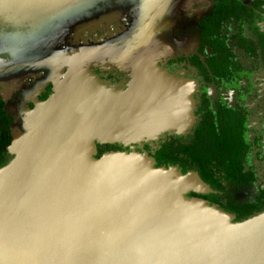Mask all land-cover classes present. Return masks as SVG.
Returning a JSON list of instances; mask_svg holds the SVG:
<instances>
[{"label":"water","instance_id":"obj_1","mask_svg":"<svg viewBox=\"0 0 264 264\" xmlns=\"http://www.w3.org/2000/svg\"><path fill=\"white\" fill-rule=\"evenodd\" d=\"M94 1L3 5L12 20L26 16L54 28L64 24L61 14L111 0ZM154 16L139 33L146 40L156 33ZM98 51L79 45L71 56L55 57L48 67L57 70L51 94L34 102L26 117L29 132L7 147L11 158L0 168V264H264V211L236 222L185 197L189 175L155 168L137 152L94 157L96 145L146 136L143 123L158 116L147 107L185 90L165 72L144 90L106 87L88 71Z\"/></svg>","mask_w":264,"mask_h":264},{"label":"flooded vegetation","instance_id":"obj_2","mask_svg":"<svg viewBox=\"0 0 264 264\" xmlns=\"http://www.w3.org/2000/svg\"><path fill=\"white\" fill-rule=\"evenodd\" d=\"M118 20L120 24L123 21L120 16ZM92 21L96 22L95 19ZM87 23L82 27L94 24L89 22L88 26ZM167 24L162 35L165 49L159 51L155 63L159 71L182 81L185 90L181 91V96H186H169L163 101L159 110L161 129L154 137L127 145L113 144L106 152H137L149 158L155 168H173L182 175L191 176L187 197L202 200L234 218L245 206L259 207L261 202L264 203V0H215L209 12L194 23L191 33H185L180 17H174ZM77 28H67V33L63 30L64 38L57 43L45 41V56L37 59L63 55L79 44L98 46L106 43L107 37L103 38L100 33L97 38L84 43H72L68 38ZM52 29H49L51 35ZM119 29L120 26L112 37L120 35ZM40 35L37 33L34 38ZM0 49L2 51V45ZM6 54L2 52L0 56V69L2 61L4 68L25 70L19 67L22 61L36 60L11 59ZM89 70L99 81L117 89L125 88L129 82L128 73L114 66L103 69L91 65ZM27 71L18 82L0 83V101L3 111L10 117L11 140L12 117L7 113L8 105L4 99L10 90L27 96V89L40 81L39 77H43L48 69ZM28 73L26 81L30 83L26 84L23 78ZM50 91L47 78L45 82L40 81L30 96L42 101ZM247 100L253 101L254 106ZM24 108H32L29 96ZM256 108L258 112L254 110ZM253 112L257 114L254 125L259 126L251 128L249 121ZM199 146L207 150L210 158L207 157L205 172H199L197 165L196 168L191 166L186 157V147ZM252 185H256L252 199L234 203L233 191L243 192Z\"/></svg>","mask_w":264,"mask_h":264},{"label":"rangeland","instance_id":"obj_3","mask_svg":"<svg viewBox=\"0 0 264 264\" xmlns=\"http://www.w3.org/2000/svg\"><path fill=\"white\" fill-rule=\"evenodd\" d=\"M214 1L215 0H113V4L116 5V8L121 7L118 8V11L112 14L114 18L115 17L118 18V16H120V18L128 19L129 16H134L135 18L134 25L128 24L129 23L128 21H123L121 24L120 21H116L113 24L111 23L109 27L107 24L101 25L103 22V18L108 16L105 13L96 15L97 14L95 12L96 6H94L87 9L86 11L83 9H78L69 16L67 14H61L58 18L61 24L62 23L64 24L63 25L56 24L54 26V30L53 29H52L53 31L51 30V32H53L52 35L49 33L50 32L49 29H51L52 27L42 28L44 24H46V21H44V23L42 24H38L37 26L39 27V30L41 29L40 30L41 35L34 38L36 34L35 32L37 31L38 28L37 27L33 29L32 22L34 21L27 22L26 16H24L23 19H19L17 21L12 20L13 17L15 16L8 18L7 17V15H9L7 13L8 10L7 9L4 10V8H7V6L6 5L4 6L3 4L5 2H3V0H0V22H2L0 23V45H2V51L0 49V56L2 55V52H6L7 57H11V59H18V58L37 59L44 57L45 56L44 54L46 52L43 49L45 48V45H47L45 41H50V43L52 44L57 43L58 41H61V39L64 38V35L62 34L65 32L67 33V30L65 31V29L67 28L74 29L75 27L76 28L78 27L77 30L75 31L72 30L70 35L72 43H77V42L84 43L86 40L97 38L98 34L96 33H100L101 31L103 33H111L112 31H110L109 29L115 27L116 28L115 31H116L118 29V26H120L121 28L119 29L120 35L124 33L126 34L125 36H127L132 40L134 37L138 38V34L144 30L145 27L144 24L147 18H151V16L155 17L154 15L158 17V19H156L157 21L154 19L152 24V29L154 32H156V36L149 35L148 39L152 41L156 40V43L159 45V43H163L162 35H163V31H165V28L168 25L166 24L168 20L172 21L174 17L176 16L180 17L182 19V27L185 33H191L193 32L192 27L194 26V23L197 21L198 18L209 12ZM242 1H248V0H242ZM99 2L100 0H95L94 2H92V4L97 5ZM116 8H114V10H117ZM122 8L129 10L123 11ZM8 12L11 11L9 10ZM87 12H91V14L88 13V15H90L89 18L85 16V13ZM2 16L6 18L4 19L2 18ZM27 17H30V15H28ZM164 17L165 19H160ZM94 18L96 22L91 21ZM39 20L41 22L45 19L40 18ZM20 21H22L23 23H20ZM90 21L94 23L92 26H95V29L94 27L91 28L92 26L82 27L87 22L89 26ZM157 22H160V24H158ZM37 23L38 22L36 21V24ZM122 24H124L123 27ZM98 25L99 26L101 25V29L97 32L95 30ZM61 27H63V29H61ZM93 29L94 31H92ZM63 30L64 32L62 33ZM15 34H17L16 37L14 36ZM65 37H67V35H65ZM139 41L141 40L139 39ZM129 42L131 43V41ZM123 48L126 49L125 45L123 46ZM156 59H157L156 56L154 55L150 56V60L155 61ZM144 60L146 61L147 59L145 58ZM60 64L62 63L60 62ZM52 70L54 71L55 67H52V69L48 71L49 72L51 71L52 73L53 72ZM62 70H64V68ZM26 72L28 71L20 68H10V69L4 68L2 61V68L0 69V83L5 85L10 81L18 82L20 80V76L22 74H25ZM47 72L42 74L43 77L40 75L41 76L39 77L40 81L45 82V79L50 78L51 75L49 72L48 73ZM28 78H29V73L28 76H24L23 79H25L26 81V79ZM40 81L35 82L32 86H30L27 89V91H29L27 96L21 95L23 92L19 94H15V91L10 90L7 99L3 97L5 98L4 100L8 105L7 113L12 117L10 131H11V136L12 138L14 137V139L21 138L20 136L27 134L30 130V126L25 116L24 104L28 96L30 99H34L32 97L33 95L32 96L30 95L33 94L36 88L40 85ZM26 82H27L26 84L30 83L29 81ZM210 91L213 94V91L212 90ZM247 101H249L251 106L252 105L254 106L253 101L252 102H250V100ZM257 109L258 108L254 110L258 112ZM254 116H257L255 112L251 114V118L249 121V126L251 128L259 126V125L256 126L254 125V120H253ZM252 160H253V155L249 157L250 163ZM255 187L256 185H252L251 187L246 188L245 189L246 191L243 192L234 190L233 191L234 203L239 204L244 201H250L255 194ZM188 189L189 188L186 187L183 192V195L185 197H187L186 191Z\"/></svg>","mask_w":264,"mask_h":264},{"label":"crops","instance_id":"obj_4","mask_svg":"<svg viewBox=\"0 0 264 264\" xmlns=\"http://www.w3.org/2000/svg\"><path fill=\"white\" fill-rule=\"evenodd\" d=\"M114 8H116V5L113 4V0L107 1V2H102V3H100V5H97V7L95 9V12L97 13L96 15H99L101 13H105L108 16V17L103 18V22L101 25L107 24L109 27V25L111 23L113 24L116 21H119L117 17L114 18V16H112V12H113ZM88 13L91 14V12L85 13V16L87 18H89V16H90V15H88ZM120 19H123V21H128L129 22L128 24H132V25H134V22H135L134 16H129L128 19H126V18H120ZM156 19H158V18H156ZM160 19H165V17L160 18ZM168 21L167 22L165 21L166 24L168 23ZM0 23H2V22H0ZM32 23H33V29L38 27L37 25L39 23L36 24L35 21ZM157 23L160 24V22H157ZM34 25H36V26H34ZM101 25L100 26L98 25L95 31L98 32L101 29ZM123 26H124V24H123ZM94 29H95V27H94ZM94 29L92 31H94ZM115 29H116L115 27L112 29H109L110 31H112L111 33H103L102 31L100 32V34L104 35L103 38L107 37L106 43H105L106 46L105 47H103V46L100 47L101 45L97 46L99 48L98 55H97L96 60L91 65H93L94 67H100L103 69H110V67L114 66L118 70L128 73L129 82L127 83L126 87L122 88V89H117V88H114L112 86H108V85L102 83L89 70V67L91 65L88 67V71L96 78V80L100 84L105 85L106 87H112L113 89H115L116 91H119V92L124 91V90H128V89L131 90L130 92H132L136 89L137 90L141 89V88H143V90H144V88H147V87L151 88V86H153V84L160 83L158 81L157 82L153 81V79H154V77L159 76V73L161 75L163 71L158 70V67L156 66L155 61L150 60V56L154 55V56L158 57L159 51L161 49H165L166 44L159 43V45H158L156 43V40H154V41L149 40V39L146 40L143 37V34H141V36H140V34H138V38L134 37L132 40L130 38H128L127 36H125L126 34H124V33L119 35L118 37H112V33H115ZM38 30H39V27L37 28V31L35 32L36 34L40 33V31H38ZM96 34H99V33H96ZM15 35H17V34H15ZM152 35L156 36V33L155 34L152 33ZM139 36H140V38H139ZM68 39H69V41H71L70 35H69ZM139 39L141 41H139ZM129 41H131V43ZM79 45L87 46L88 44L87 45L79 44ZM124 45H125L126 49L123 48ZM69 46L71 47V45H69ZM76 49L77 48L71 47L69 50L70 52L63 54L64 55L63 57H67V56L69 57L72 54L76 53ZM55 57H57V56L49 55L46 58H42L40 60L39 59L32 60L31 62H29V61L23 62L22 61V63H20V65H22V66H19V67H22L25 70H34V69L37 70V69H41V68H47L48 70H50L48 67L54 65L53 62H55V60H56ZM145 58L147 59L146 61L144 60ZM65 71L66 70L64 68V70H62V73H65ZM49 73L51 76H50V78H48V81L51 84L52 80L56 78L55 75H57V70H54L52 72L53 74L51 73V71ZM152 75H154V76H152ZM180 83H182V81H180ZM51 90H52V84H51ZM178 90H179L178 95H181V91H183L182 87L178 88ZM148 91H149V89L147 90V92ZM165 91H167V90H165ZM174 91H175V95H176L177 90H174ZM50 94H51V91H50ZM48 96H47V98H48ZM175 97H181V96H175ZM166 98L167 97L164 96L163 98L158 99L159 100L158 102H160L161 104L160 105L157 104V107H155V109H153L154 107L152 108L151 106L147 107L148 108L147 111L156 110L154 112H156V114L158 116L154 119L153 122L148 120V121L143 123L145 126V129H146V133H147L146 136H143L138 141H133V142L127 141V142H125L124 145H127L129 143L139 142L141 140H144V138H150L152 135H153L152 137L155 136V133H157L161 129V124H160L161 119H159V115H160L159 110H160V107L163 106L162 103ZM46 99H44V100H46ZM44 100H42V101H44ZM31 101H32V108H30V109L24 108L26 117L29 114V112L34 108V102H36V101L41 102V101L35 99V97H34V99H31ZM12 140H14V137L12 138ZM113 144H122V143L114 142L112 144H103V145H113Z\"/></svg>","mask_w":264,"mask_h":264},{"label":"trees","instance_id":"obj_5","mask_svg":"<svg viewBox=\"0 0 264 264\" xmlns=\"http://www.w3.org/2000/svg\"><path fill=\"white\" fill-rule=\"evenodd\" d=\"M9 122H10V117H8L3 111V104L0 101V168L6 165L11 158V156L8 154L6 150L11 140L8 130ZM112 148H113L112 145H97L96 154L94 157L98 158L102 153H105L106 151ZM185 150H186V157L191 161V166L196 168L197 165L199 172H205L203 169L207 168L206 167V164H208L207 157L209 158L208 156L209 154L207 153V150L202 146H199L198 148L186 147ZM157 157L159 159V153H157ZM263 195H264V191H263ZM263 211H264L263 202L260 203L259 207L247 205L243 208V212H240L237 216H234L233 220L236 222L242 221Z\"/></svg>","mask_w":264,"mask_h":264},{"label":"bare ground","instance_id":"obj_6","mask_svg":"<svg viewBox=\"0 0 264 264\" xmlns=\"http://www.w3.org/2000/svg\"><path fill=\"white\" fill-rule=\"evenodd\" d=\"M20 139H21V138L14 139V140H13V144L18 143V142L20 141Z\"/></svg>","mask_w":264,"mask_h":264}]
</instances>
